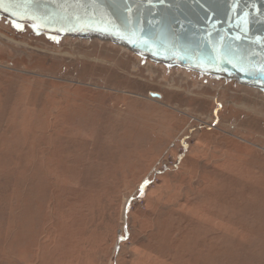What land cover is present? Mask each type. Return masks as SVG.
I'll use <instances>...</instances> for the list:
<instances>
[{
	"label": "rangeland",
	"instance_id": "rangeland-1",
	"mask_svg": "<svg viewBox=\"0 0 264 264\" xmlns=\"http://www.w3.org/2000/svg\"><path fill=\"white\" fill-rule=\"evenodd\" d=\"M191 76L0 20V264H264V95Z\"/></svg>",
	"mask_w": 264,
	"mask_h": 264
},
{
	"label": "water",
	"instance_id": "water-1",
	"mask_svg": "<svg viewBox=\"0 0 264 264\" xmlns=\"http://www.w3.org/2000/svg\"><path fill=\"white\" fill-rule=\"evenodd\" d=\"M0 20L264 95V0H0Z\"/></svg>",
	"mask_w": 264,
	"mask_h": 264
},
{
	"label": "flooded vegetation",
	"instance_id": "flooded-vegetation-1",
	"mask_svg": "<svg viewBox=\"0 0 264 264\" xmlns=\"http://www.w3.org/2000/svg\"><path fill=\"white\" fill-rule=\"evenodd\" d=\"M9 28L13 31V32H21L22 33V30L23 31H25V29H14V28H12L10 25H9ZM27 30V29H26ZM170 71H172V70H170ZM191 77H196V76H191ZM197 78H199V77H197ZM209 79V78H208ZM203 80V79H202Z\"/></svg>",
	"mask_w": 264,
	"mask_h": 264
}]
</instances>
